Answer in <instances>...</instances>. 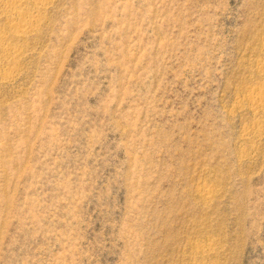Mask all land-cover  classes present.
<instances>
[{"label": "rangeland", "instance_id": "374dc122", "mask_svg": "<svg viewBox=\"0 0 264 264\" xmlns=\"http://www.w3.org/2000/svg\"><path fill=\"white\" fill-rule=\"evenodd\" d=\"M43 1L0 6V264H264V0Z\"/></svg>", "mask_w": 264, "mask_h": 264}, {"label": "bare ground", "instance_id": "6f19581e", "mask_svg": "<svg viewBox=\"0 0 264 264\" xmlns=\"http://www.w3.org/2000/svg\"><path fill=\"white\" fill-rule=\"evenodd\" d=\"M26 1L27 0H0V6L4 7L6 9L5 12L8 14L7 15V14L3 13L5 15H7V18L9 19L8 21L16 22L19 19V22L13 24V26H14V32L13 33H15V36L17 35L18 38L19 37L24 38V37L30 35L34 31L33 26L32 25L30 26L26 21V19H27L26 18L27 13H25L26 11L22 12L20 10V8H22V6L25 4ZM33 3H34V7L36 9H38V11H41V12L48 6V4L45 3L43 0H33ZM248 98H249L250 102L253 104V106H255V109H258L259 106H261L260 104L264 102V95L263 94L261 96H258V95L255 96V94L253 96V94H252V96H250Z\"/></svg>", "mask_w": 264, "mask_h": 264}]
</instances>
